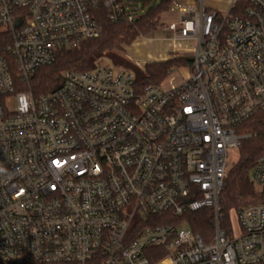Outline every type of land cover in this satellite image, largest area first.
<instances>
[{
  "label": "built area",
  "instance_id": "1",
  "mask_svg": "<svg viewBox=\"0 0 264 264\" xmlns=\"http://www.w3.org/2000/svg\"><path fill=\"white\" fill-rule=\"evenodd\" d=\"M145 1L0 0V264H264V155L250 177L262 200L236 211L239 234L219 207L237 127L264 111V0H228L224 14L170 0V40L197 43L176 87L137 92L131 71L98 62L51 93L27 88ZM207 209L209 243L184 218Z\"/></svg>",
  "mask_w": 264,
  "mask_h": 264
},
{
  "label": "trees",
  "instance_id": "2",
  "mask_svg": "<svg viewBox=\"0 0 264 264\" xmlns=\"http://www.w3.org/2000/svg\"><path fill=\"white\" fill-rule=\"evenodd\" d=\"M248 6L244 1L234 9V15L239 9ZM145 12L136 22L126 23L103 20V32L98 39L83 43L79 48L62 50L57 54L52 66L41 68L31 79L27 88L34 96L39 97L53 92L63 81L67 72H86L95 69L102 59H109L119 68L127 69L134 74L135 90L142 92L147 86H160L175 68L192 66V59L182 57L165 61H149L144 67L138 68L118 52H124V47L130 46L137 38L155 31L161 17L169 10L170 0L160 3L145 1ZM4 34V33H3ZM8 42L0 37L1 46ZM237 133L243 137L239 146V159L226 175L224 187L220 196V210L223 220L221 228L231 229V212L259 204L261 194L251 181V173L258 161L264 155V111L254 115L249 121L237 127ZM186 225L206 243L211 242L215 228V213L212 209L184 215ZM158 221L154 224H161ZM167 224L175 223L168 221ZM151 223H147V226ZM231 231V230H230Z\"/></svg>",
  "mask_w": 264,
  "mask_h": 264
},
{
  "label": "rangeland",
  "instance_id": "3",
  "mask_svg": "<svg viewBox=\"0 0 264 264\" xmlns=\"http://www.w3.org/2000/svg\"><path fill=\"white\" fill-rule=\"evenodd\" d=\"M204 2L206 8L212 11L216 10L222 14H224L229 7L228 0H205ZM177 20L178 15L176 13L168 12L164 14L161 17L160 23L155 31L147 35L140 36L130 46L124 47V52H118V55L125 57L136 67L141 69L144 67L147 61H165L159 60L162 57H168L167 60L171 59L170 57L177 59V57L181 56H183L185 59H192L193 53L191 52V49L197 47L196 41L189 40L173 43L172 40H170L172 33L167 31V25L172 22H176ZM177 48H180L179 52ZM99 63L119 68L116 67L109 59H102L99 61ZM189 73L190 66L175 68L167 77V79H165V81L161 84V86L164 88L176 87L188 79ZM238 152V148H233L228 151V169L237 163L239 159ZM235 214V211L231 212V221L234 228V233L237 235L239 234V226ZM185 226V228L188 227L187 225ZM182 228L184 227L182 226Z\"/></svg>",
  "mask_w": 264,
  "mask_h": 264
},
{
  "label": "crops",
  "instance_id": "4",
  "mask_svg": "<svg viewBox=\"0 0 264 264\" xmlns=\"http://www.w3.org/2000/svg\"><path fill=\"white\" fill-rule=\"evenodd\" d=\"M180 48H177V50H178V52L180 51L179 50ZM194 55V54H193ZM182 58H183V56H181ZM170 58H172V57H170ZM168 59V57H162L161 59H159V60H167ZM150 60V59H149ZM151 61V60H150ZM154 61H158V60H154ZM147 62H149V61H147Z\"/></svg>",
  "mask_w": 264,
  "mask_h": 264
},
{
  "label": "water",
  "instance_id": "5",
  "mask_svg": "<svg viewBox=\"0 0 264 264\" xmlns=\"http://www.w3.org/2000/svg\"><path fill=\"white\" fill-rule=\"evenodd\" d=\"M56 89H57V88H56ZM56 89H55V90H56Z\"/></svg>",
  "mask_w": 264,
  "mask_h": 264
}]
</instances>
